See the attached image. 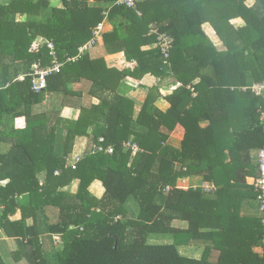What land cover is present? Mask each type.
Segmentation results:
<instances>
[{
    "label": "trees",
    "instance_id": "1",
    "mask_svg": "<svg viewBox=\"0 0 264 264\" xmlns=\"http://www.w3.org/2000/svg\"><path fill=\"white\" fill-rule=\"evenodd\" d=\"M115 1H0V144L8 145L0 149V237L14 240L11 259L51 264L40 240L46 234L56 264H264V211L241 212L255 199L246 177L257 176L252 151L264 146L257 111L264 102L240 89L264 80V0H136L135 8ZM105 18L112 28L101 36L104 55L86 52L65 63L41 92L31 91L28 75L13 81L49 63L46 45L30 51L35 37L53 42L62 59ZM150 26L173 37L167 59L149 47ZM127 77L145 88L137 113ZM168 80L176 86L164 94ZM82 91L98 102L80 105L74 118L34 109L47 95ZM159 98L169 103L166 111L156 106ZM176 124L184 136L172 147ZM100 136L113 153L91 151ZM81 137L90 148L71 169L65 157ZM127 140L141 151L123 149ZM191 175L215 190L177 185ZM74 180L75 191L67 190ZM154 233L173 240L147 241ZM193 243L199 258L180 251ZM0 264H7L1 253Z\"/></svg>",
    "mask_w": 264,
    "mask_h": 264
},
{
    "label": "built area",
    "instance_id": "2",
    "mask_svg": "<svg viewBox=\"0 0 264 264\" xmlns=\"http://www.w3.org/2000/svg\"><path fill=\"white\" fill-rule=\"evenodd\" d=\"M116 4L124 5L128 8L136 7V0H116ZM139 14V11L136 10ZM104 32L102 21L99 22L92 31V37L90 40L80 45L77 48V52L74 55H65L64 58L60 59L53 42L41 37H35L30 44V51L37 52L41 45H46L48 49V55L50 61L47 65L42 66L40 68H36L29 73H19L13 79V81H23L26 75L30 76V88L31 91L37 93L45 90L47 87V78L52 74L60 73L64 64L69 62L77 61L81 56H83L86 52H89L95 45L102 40L101 36ZM150 33L155 35V41L152 43L153 47L158 48L163 59H167L169 57L170 49L173 44V37L165 31H159L156 27L150 26ZM9 83L5 85L8 86ZM192 94H195L194 87L192 84L187 86ZM242 91L249 90L253 95L260 96L264 92V80L253 82L248 86H242L240 88ZM260 118L262 123V129L264 132V110L260 112ZM123 149H131L132 151L139 152L141 151L140 147L137 143L132 140H127L122 143ZM92 152H105L107 154L113 153V146L110 144H105L104 137L100 136L94 145L91 146ZM82 154H75L72 156H66V162L70 165L71 169H75L77 163L80 161ZM57 173V171L55 172ZM203 190L206 192H210L215 190L213 185H204L202 186ZM169 186L165 188L168 190ZM253 189L255 192V199L258 203V209L262 213L264 211V146L261 147L257 151V176L253 182ZM262 222L264 223V218H262ZM54 243L57 244L59 236L53 235Z\"/></svg>",
    "mask_w": 264,
    "mask_h": 264
},
{
    "label": "crops",
    "instance_id": "3",
    "mask_svg": "<svg viewBox=\"0 0 264 264\" xmlns=\"http://www.w3.org/2000/svg\"><path fill=\"white\" fill-rule=\"evenodd\" d=\"M240 22V21H239ZM102 26L104 31H109L112 28V25L109 23V21L105 18L102 21ZM202 29L204 30V32L206 33V35L209 37V39L218 47H221V41L219 40L218 36L216 35L215 31L213 30V28L211 27V25L207 22L202 24ZM149 47H153L152 44L149 45ZM96 48V49H95ZM91 56H102L105 53V49L103 47V42L102 40H100L95 47H93L89 52H88ZM124 83L128 86L127 88V96L130 98H133L135 100V113H137L140 109L141 103L143 101V98L145 96V88H143L142 86H140L136 81L130 79L129 77L124 79ZM166 85L162 88V92H164V94L166 93H170L173 89V86H176L174 84L169 83L165 81L163 82ZM79 85H75V88L78 87ZM167 86L169 88H167ZM49 97L54 96V98L60 97V100L62 102V108L63 109H70V111H74L75 113L73 115H69L68 117L70 118H74L77 115L78 112V107L80 105H84V106H89L91 104L97 103L98 99H96L95 97L89 95L88 93H86L85 91H82L80 96H62V95H47ZM259 99L264 102V92L262 95L259 96ZM69 100V102H68ZM45 106V104H51V102L49 101H43L42 102ZM75 104V106L78 105V107H71L70 104ZM156 106L162 110V111H166L169 107V103L163 99V98H159L156 101ZM69 105V106H68ZM44 106H42L41 104V108H45ZM68 106V107H67ZM61 107V106H58ZM57 107V108H58ZM46 109V108H45ZM47 110V109H46ZM262 108L260 105H258L257 111L261 112ZM66 116V115H65ZM184 136V128L182 127V125L180 124H176L174 129L169 133L168 139H167V144L171 145L172 147H179L180 145V141L182 140ZM0 149L1 150H7L8 149V145L7 144H0ZM257 151L258 150H254L252 151V155H253V159L255 162H257ZM255 180V176H248L246 177V182L248 184L253 185V182ZM185 184V185H184ZM177 185L180 187H202L204 185H212L211 182H205L202 180V177L199 175H191L188 177H184V178H179L177 180ZM68 187V186H67ZM241 212L243 215H257V214H261V212L258 209V203L256 201V199H252L250 201H245L242 204L241 207ZM29 222V221H28ZM174 223H183L184 226H178V227H185L186 226V222L184 221H178V220H174L173 221V225L175 226L176 224ZM46 234H42L40 237V240L42 241V247L43 250L46 254V256L48 257L49 253H48V249L52 248L51 247V242L49 240H47L45 238ZM0 241H2L5 244H12L15 243L14 240L12 238H6V237H0ZM16 247V244H15ZM14 249V248H12ZM260 254H262V250L260 248L256 249ZM1 253V252H0ZM214 253V257L216 256V252ZM2 255V254H1ZM201 255V248L198 247V258ZM3 256V255H2ZM51 256H53V254H51ZM49 260V258H47ZM15 263V262H14ZM23 262H18L15 264H21Z\"/></svg>",
    "mask_w": 264,
    "mask_h": 264
},
{
    "label": "rangeland",
    "instance_id": "4",
    "mask_svg": "<svg viewBox=\"0 0 264 264\" xmlns=\"http://www.w3.org/2000/svg\"><path fill=\"white\" fill-rule=\"evenodd\" d=\"M0 1H6V0H0ZM50 2L53 5H56V4H58L59 0H50ZM248 3L250 4L249 1H248ZM76 88H78V87H76ZM44 101H48V102L50 101L51 102V104L50 103L48 105L45 104V106L42 103V106H44L47 110H50L51 113L56 112L59 115L64 116V117H68L69 115H73L75 113L72 110L70 111V109H63L62 108L63 106L61 105L62 102L60 100V97L54 98V96H51V97L47 96L44 99ZM68 102H69V100H68ZM40 106L41 105H39L37 107L34 106V109L37 111L43 109ZM58 106H61V107H58ZM70 106L71 107H78V105L75 106V104H72V103L70 104ZM89 148H90V143H89L87 138H85V137L84 138H82V137L77 138L76 141L74 142L71 153L67 156H72V155L79 154V153L83 154L86 151H88ZM77 182H78V180H74L73 182H71V184L68 187H66V189L69 191H75V189L77 187ZM93 185L90 187V190L92 192L96 193L97 195L100 194L101 193L100 189L97 186H95V185L93 186ZM49 216L51 219H55L56 212H54V211L49 212ZM174 224H176L175 226H184L183 223H174ZM172 240H173V236L171 234H158V233L148 235V239H147V241L155 242V243H170V242H172ZM51 247L52 248L48 249V253H49L48 258L51 260V262H52L51 264H56L57 261L56 262L54 261V263H53V261H52L53 257L51 256V254H54L55 249H56V247L52 244V242H51ZM12 248H15V243L5 244L2 241H0V252L3 255L7 264H15L14 261L10 257V252H11V250H13ZM179 248H180V251L184 255L198 258V246L196 245V243L184 245V246L181 245V246H179Z\"/></svg>",
    "mask_w": 264,
    "mask_h": 264
},
{
    "label": "clouds",
    "instance_id": "5",
    "mask_svg": "<svg viewBox=\"0 0 264 264\" xmlns=\"http://www.w3.org/2000/svg\"><path fill=\"white\" fill-rule=\"evenodd\" d=\"M6 183V181H4Z\"/></svg>",
    "mask_w": 264,
    "mask_h": 264
}]
</instances>
